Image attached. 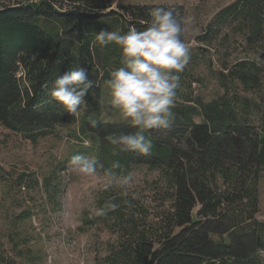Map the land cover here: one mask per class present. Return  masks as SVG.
<instances>
[{
	"label": "trees",
	"instance_id": "obj_1",
	"mask_svg": "<svg viewBox=\"0 0 264 264\" xmlns=\"http://www.w3.org/2000/svg\"><path fill=\"white\" fill-rule=\"evenodd\" d=\"M0 1V125L33 144L69 129L78 154L97 161V173L119 178L144 167L154 175L136 192L123 189L97 200L98 207L118 205L94 217L115 234L100 264H264V221L257 218L264 172V0L233 1L195 37L198 45L190 47L180 74L175 120L170 130L149 136V155L123 153L110 143L113 134L134 129L99 117L102 85L121 65L120 49L101 47L95 35L101 29L143 31L154 7L184 18L182 7ZM233 21L259 57L232 59L222 48L229 36L222 27ZM77 66L87 69L94 86L78 114L70 115L50 91L58 76ZM114 162L120 166L113 168ZM146 192L147 202L141 199ZM17 257L0 254L2 264L38 260L28 247Z\"/></svg>",
	"mask_w": 264,
	"mask_h": 264
},
{
	"label": "rangeland",
	"instance_id": "obj_2",
	"mask_svg": "<svg viewBox=\"0 0 264 264\" xmlns=\"http://www.w3.org/2000/svg\"><path fill=\"white\" fill-rule=\"evenodd\" d=\"M108 1L111 3L109 9L114 10L118 4L182 7L184 18L192 21L184 38L190 47H194L198 45L195 37L204 31L214 15L235 0ZM238 24L233 21L222 27V33L229 35L222 48L231 53L232 59L253 57L254 54L259 57L254 53V47L245 43V34L238 30ZM102 89L101 120L124 121L110 105L107 83ZM68 131L60 128L56 130V136H47L33 144L0 125L1 255L18 259L17 250L28 247L38 258L37 264H100L106 248L113 244L115 234L94 219V209L98 208L97 200L103 198L104 193L109 196L123 193L119 186L121 177L74 173L68 162L81 148ZM88 144L84 142L82 147ZM80 155L89 157L84 153ZM130 175L133 180L126 190L129 193L136 192L142 180L154 176L144 167L134 169ZM105 184L111 187L104 190ZM259 194L257 218L264 221V172ZM148 197L146 192L141 199L147 202ZM155 204L151 202V207Z\"/></svg>",
	"mask_w": 264,
	"mask_h": 264
},
{
	"label": "clouds",
	"instance_id": "obj_3",
	"mask_svg": "<svg viewBox=\"0 0 264 264\" xmlns=\"http://www.w3.org/2000/svg\"><path fill=\"white\" fill-rule=\"evenodd\" d=\"M148 15L147 27L143 31L131 28L121 34L101 29L95 35V41L101 47L116 45L120 49L121 66L110 71L107 80L110 105L134 129L113 134L110 143L120 152L139 155L151 153L153 142L150 135L171 129L175 120L173 109L177 90L181 86L180 74L191 59L190 46L184 39L191 19L179 17L165 7H154ZM93 86L94 81L89 79L87 69L77 66L54 80L50 96L67 114L77 115ZM92 126L95 127V121ZM68 163L76 174H97L95 159L77 154ZM119 166V162L112 165L113 168ZM132 180L131 175L121 177L119 186L126 191ZM110 187L105 184L104 190ZM117 208L116 203L108 201L94 212L97 216H105Z\"/></svg>",
	"mask_w": 264,
	"mask_h": 264
},
{
	"label": "bare ground",
	"instance_id": "obj_4",
	"mask_svg": "<svg viewBox=\"0 0 264 264\" xmlns=\"http://www.w3.org/2000/svg\"><path fill=\"white\" fill-rule=\"evenodd\" d=\"M110 4V3H109ZM139 5V4H138ZM147 5V4H146ZM118 6V5H117ZM156 6V5H155ZM161 6V5H160ZM102 110V109H101ZM102 112V111H101ZM99 117H101V116H99ZM79 118V117H78ZM100 121V120H99ZM112 123V122H111ZM115 123V122H114ZM55 128V127H54ZM43 129V128H42ZM45 129V128H44ZM43 129V130H44ZM48 130V129H47ZM51 132H53L52 130H51ZM49 133H50V131H49ZM38 136V135H37ZM55 136V135H54ZM45 137H47V135L45 136ZM135 219V218H134ZM137 219V218H136ZM116 225V224H115ZM114 226V225H113ZM113 230V229H112ZM115 230V229H114Z\"/></svg>",
	"mask_w": 264,
	"mask_h": 264
}]
</instances>
